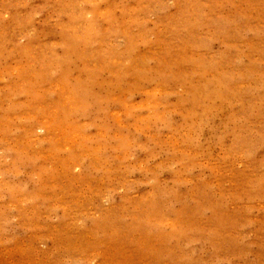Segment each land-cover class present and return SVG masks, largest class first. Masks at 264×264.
Listing matches in <instances>:
<instances>
[{
  "label": "rangeland",
  "instance_id": "374dc122",
  "mask_svg": "<svg viewBox=\"0 0 264 264\" xmlns=\"http://www.w3.org/2000/svg\"><path fill=\"white\" fill-rule=\"evenodd\" d=\"M0 264H264V0H0Z\"/></svg>",
  "mask_w": 264,
  "mask_h": 264
}]
</instances>
